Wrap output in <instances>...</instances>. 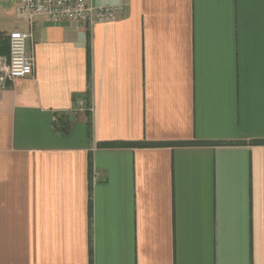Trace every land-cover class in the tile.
I'll list each match as a JSON object with an SVG mask.
<instances>
[{
	"label": "crops",
	"instance_id": "crops-1",
	"mask_svg": "<svg viewBox=\"0 0 264 264\" xmlns=\"http://www.w3.org/2000/svg\"><path fill=\"white\" fill-rule=\"evenodd\" d=\"M93 2L124 12L1 15L34 66L0 90V264H264V0ZM188 140L239 143L98 145Z\"/></svg>",
	"mask_w": 264,
	"mask_h": 264
},
{
	"label": "built area",
	"instance_id": "built-area-1",
	"mask_svg": "<svg viewBox=\"0 0 264 264\" xmlns=\"http://www.w3.org/2000/svg\"><path fill=\"white\" fill-rule=\"evenodd\" d=\"M15 12L29 24L35 17L45 16L52 22H81L92 26L118 19L124 12V5H96L93 0H17ZM29 37V31L8 33V55L0 65V90L16 78L32 74L34 59L26 51Z\"/></svg>",
	"mask_w": 264,
	"mask_h": 264
},
{
	"label": "trees",
	"instance_id": "trees-1",
	"mask_svg": "<svg viewBox=\"0 0 264 264\" xmlns=\"http://www.w3.org/2000/svg\"><path fill=\"white\" fill-rule=\"evenodd\" d=\"M4 46L8 50V38L7 35L0 32V46ZM62 129V128H61ZM67 128H63V132H66ZM239 143V141H204V140H188V141H166V142H153V141H140V142H125V141H102L98 145L101 147H118V146H186V145H217V144H232ZM251 143L264 144V140H254Z\"/></svg>",
	"mask_w": 264,
	"mask_h": 264
},
{
	"label": "rangeland",
	"instance_id": "rangeland-1",
	"mask_svg": "<svg viewBox=\"0 0 264 264\" xmlns=\"http://www.w3.org/2000/svg\"><path fill=\"white\" fill-rule=\"evenodd\" d=\"M13 2L14 0H0V18L1 15L15 17Z\"/></svg>",
	"mask_w": 264,
	"mask_h": 264
}]
</instances>
